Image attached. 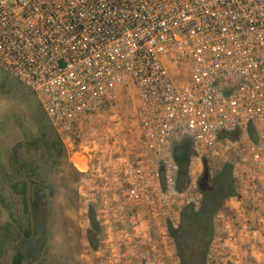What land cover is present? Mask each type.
I'll return each instance as SVG.
<instances>
[{
	"label": "built area",
	"instance_id": "1",
	"mask_svg": "<svg viewBox=\"0 0 264 264\" xmlns=\"http://www.w3.org/2000/svg\"><path fill=\"white\" fill-rule=\"evenodd\" d=\"M0 68L61 138L133 87L140 147L125 195L151 222L184 196L175 145L190 147L194 187L221 132L239 136L237 181L253 184L264 164V0H0ZM141 218L130 217L132 235L158 237L148 221L136 231Z\"/></svg>",
	"mask_w": 264,
	"mask_h": 264
},
{
	"label": "rangeland",
	"instance_id": "2",
	"mask_svg": "<svg viewBox=\"0 0 264 264\" xmlns=\"http://www.w3.org/2000/svg\"><path fill=\"white\" fill-rule=\"evenodd\" d=\"M138 111L128 86L112 105L85 116L75 137L61 138L35 94L0 68V264H14L19 243L26 251L20 264H179L166 222L176 225L180 208L197 205L199 194L189 184L152 222L145 216L150 208L125 195L124 172L140 147ZM236 140H218L217 156L206 158L212 170L239 161ZM53 141L61 146L58 152L51 149ZM201 171L202 165L197 178ZM240 191V204L229 208L226 202L216 216L209 264H264V164L255 182L244 180ZM36 208L42 214L34 227ZM90 208L101 227L95 250L86 238ZM135 213L142 215L137 232L148 221L159 236H133L129 221ZM28 223L33 229L24 239Z\"/></svg>",
	"mask_w": 264,
	"mask_h": 264
},
{
	"label": "trees",
	"instance_id": "3",
	"mask_svg": "<svg viewBox=\"0 0 264 264\" xmlns=\"http://www.w3.org/2000/svg\"><path fill=\"white\" fill-rule=\"evenodd\" d=\"M248 132L250 138L255 140V132L251 126L248 128ZM237 135V132H221L219 139L229 138L230 140H236ZM47 143L48 140H46ZM50 145L54 152H58L61 148L54 141ZM190 156L191 150L188 144L180 143L174 146L173 157L178 165L176 184L178 193H185L190 184L188 177ZM13 187L16 189L15 185ZM196 191L200 195L198 204H184L179 210V220L176 225H173L170 221L166 222L167 234L175 249L179 264H209L208 255L215 238V218L224 211L225 203L229 199L239 197L237 179L233 174V165L229 162L222 163L214 171L209 161L206 158L202 159V171L196 180ZM38 193L35 195L39 196ZM25 205L27 204L25 203ZM26 210L27 208H25ZM39 210L37 209L38 215L34 219V227L40 223L39 218L42 212ZM88 220L90 229L87 231L86 238L90 247L95 250L99 244L101 227L94 210L91 208L88 212ZM32 229L31 223H28L23 234L24 239H28L31 236ZM13 238L17 239V236ZM42 246L40 247L42 248ZM25 255L26 251L23 244L19 243L13 263L20 264Z\"/></svg>",
	"mask_w": 264,
	"mask_h": 264
},
{
	"label": "crops",
	"instance_id": "4",
	"mask_svg": "<svg viewBox=\"0 0 264 264\" xmlns=\"http://www.w3.org/2000/svg\"><path fill=\"white\" fill-rule=\"evenodd\" d=\"M244 180H238V188H237V191L239 194L242 195L241 191H240V188H241V185L243 184ZM246 182V181H245ZM238 204H240V201L237 197H234V198H231L227 201L226 203V206H228L229 208H234L235 206H237Z\"/></svg>",
	"mask_w": 264,
	"mask_h": 264
}]
</instances>
